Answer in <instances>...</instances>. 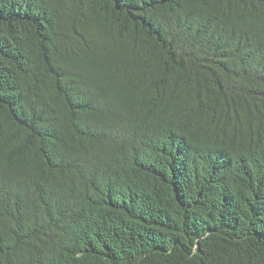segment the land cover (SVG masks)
<instances>
[{
    "label": "trees",
    "instance_id": "16d2710c",
    "mask_svg": "<svg viewBox=\"0 0 264 264\" xmlns=\"http://www.w3.org/2000/svg\"><path fill=\"white\" fill-rule=\"evenodd\" d=\"M0 264H264V0H0Z\"/></svg>",
    "mask_w": 264,
    "mask_h": 264
}]
</instances>
